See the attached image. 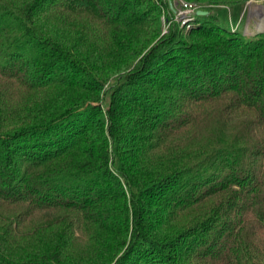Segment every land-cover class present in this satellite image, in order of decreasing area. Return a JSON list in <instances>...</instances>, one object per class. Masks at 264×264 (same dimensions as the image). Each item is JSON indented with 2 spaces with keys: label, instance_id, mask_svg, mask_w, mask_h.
I'll return each mask as SVG.
<instances>
[{
  "label": "trees",
  "instance_id": "1",
  "mask_svg": "<svg viewBox=\"0 0 264 264\" xmlns=\"http://www.w3.org/2000/svg\"><path fill=\"white\" fill-rule=\"evenodd\" d=\"M185 1L0 0V264H264V32Z\"/></svg>",
  "mask_w": 264,
  "mask_h": 264
},
{
  "label": "rangeland",
  "instance_id": "2",
  "mask_svg": "<svg viewBox=\"0 0 264 264\" xmlns=\"http://www.w3.org/2000/svg\"><path fill=\"white\" fill-rule=\"evenodd\" d=\"M178 1L180 2V4L177 5L178 11L176 12V16L173 20L180 22V26L182 28H185V30H189L192 28L191 24H188L189 20L193 18L192 15L198 10H203L205 6L192 3V7H186L184 5V3L186 2L185 0ZM230 17L231 24L228 21L223 23L227 27H229L230 25L234 29L241 27V30L248 36L255 35L257 33H263L264 0H249L239 11L238 20L236 19L234 13L230 14ZM161 19L164 30L163 32H166L170 23L165 19L164 13Z\"/></svg>",
  "mask_w": 264,
  "mask_h": 264
},
{
  "label": "water",
  "instance_id": "3",
  "mask_svg": "<svg viewBox=\"0 0 264 264\" xmlns=\"http://www.w3.org/2000/svg\"><path fill=\"white\" fill-rule=\"evenodd\" d=\"M208 11H204V10H198L197 14H208Z\"/></svg>",
  "mask_w": 264,
  "mask_h": 264
},
{
  "label": "built area",
  "instance_id": "4",
  "mask_svg": "<svg viewBox=\"0 0 264 264\" xmlns=\"http://www.w3.org/2000/svg\"><path fill=\"white\" fill-rule=\"evenodd\" d=\"M184 5H185L186 7H192V4L187 3V2H185Z\"/></svg>",
  "mask_w": 264,
  "mask_h": 264
}]
</instances>
